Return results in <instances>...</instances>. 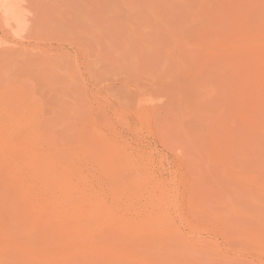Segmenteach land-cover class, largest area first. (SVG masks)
I'll return each mask as SVG.
<instances>
[{"label":"rangeland","instance_id":"rangeland-1","mask_svg":"<svg viewBox=\"0 0 264 264\" xmlns=\"http://www.w3.org/2000/svg\"><path fill=\"white\" fill-rule=\"evenodd\" d=\"M30 2L28 42L0 51V264H264V200L208 167L264 155V0H62L58 22ZM13 151L64 156L73 218L36 207Z\"/></svg>","mask_w":264,"mask_h":264},{"label":"bare ground","instance_id":"bare-ground-1","mask_svg":"<svg viewBox=\"0 0 264 264\" xmlns=\"http://www.w3.org/2000/svg\"><path fill=\"white\" fill-rule=\"evenodd\" d=\"M30 4V0H0V51L7 43L23 46L26 42H28L29 35L27 12ZM42 4L45 8H47V11L54 12V15L51 17L48 16L46 18L48 21L58 22L61 20L59 14H55V12L61 8L62 0H43ZM260 7H264V4H262ZM53 51L61 55L73 53L63 48H53ZM75 54L77 53L75 52ZM5 107H7V105ZM232 151L238 152L234 153L236 154L235 156H231V154H233ZM253 151L256 150L251 149L248 146H242L238 149H235L232 146L218 147L216 150H213L214 159L212 162L208 163V167H212V170L220 172L224 180L231 179V181L234 182L232 186L235 189L247 190L248 194L245 197V202L257 203L264 200V183L263 180H261L262 177H264V155L255 158L254 156L256 155H253ZM259 151H264V149ZM3 152L4 151H0V156L3 154ZM30 153L33 155L26 153L20 154L13 151L11 154H9V156L13 160L14 158L12 156L19 155L18 159H26L27 161L35 163L33 165L34 174H36L37 177L41 176V178L38 180L39 182L37 183V187L40 186V189L43 188L42 190H44H40L39 192L42 191L41 195H43L45 192L44 194H47V197L49 195V197L45 199V202L39 203L36 205V207L43 209L45 213H48L47 219H53L54 217L58 221L59 219L61 221L62 217L65 215L73 218V211L75 210L77 203H73L74 201L72 195L70 192H68V185L66 183H62L63 181H61L60 175V169H62V167L60 168L59 163L62 161L61 159L64 158V156L61 157V155H55L54 157V152H46L40 156H35V151H30ZM57 157H61V159H58ZM235 157L243 158L246 161H249L246 158H253V169L255 174L251 179L242 178L241 176H232L233 174L231 171L235 168L232 163L235 161ZM119 174L121 175V173ZM119 174L116 175L118 178H120ZM259 179L260 181L258 182L257 180ZM123 185L124 186L118 187L119 185L116 184L118 188L116 190L113 189L114 195H112L117 196V198L120 200L123 198L121 196H124L130 188L134 187V185L133 187H130V184H127L126 182ZM115 202L118 204V202L120 203L122 201L116 200ZM101 203L102 201L100 200L99 196L96 198V201H90V204L95 205V209H97V214H95V217H99L101 214ZM111 212L112 211L110 209L106 210L107 214H112ZM41 216L46 218V215ZM142 222L144 223V221ZM107 224L111 227L112 231H116L118 228L122 229L125 227H130L131 224H133V221L131 219H126L124 215H120L111 217Z\"/></svg>","mask_w":264,"mask_h":264}]
</instances>
